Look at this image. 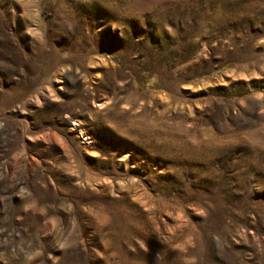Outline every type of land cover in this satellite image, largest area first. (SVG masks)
Wrapping results in <instances>:
<instances>
[{"label":"rangeland","instance_id":"rangeland-1","mask_svg":"<svg viewBox=\"0 0 264 264\" xmlns=\"http://www.w3.org/2000/svg\"><path fill=\"white\" fill-rule=\"evenodd\" d=\"M0 264H264V0H0Z\"/></svg>","mask_w":264,"mask_h":264},{"label":"built area","instance_id":"built-area-1","mask_svg":"<svg viewBox=\"0 0 264 264\" xmlns=\"http://www.w3.org/2000/svg\"><path fill=\"white\" fill-rule=\"evenodd\" d=\"M81 136H82V137H87V136H85L84 134H82ZM84 140H85L86 143H89V142H90V140H87V138H84Z\"/></svg>","mask_w":264,"mask_h":264}]
</instances>
